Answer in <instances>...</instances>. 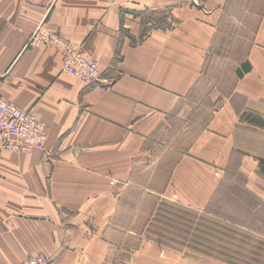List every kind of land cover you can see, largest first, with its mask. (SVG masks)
<instances>
[{
  "label": "crops",
  "instance_id": "obj_1",
  "mask_svg": "<svg viewBox=\"0 0 264 264\" xmlns=\"http://www.w3.org/2000/svg\"><path fill=\"white\" fill-rule=\"evenodd\" d=\"M228 2L0 0V91L48 128L42 149L14 152L0 144V264L38 252L49 264H107L110 226L152 153L150 137L187 108ZM40 26L97 61L102 81L66 72L54 46H25ZM243 63L250 68L239 76ZM216 100L206 128L173 166L163 197L205 207L236 154L243 170L254 161L264 175V125L242 124L238 114L264 120V14L233 86ZM144 244L131 249L127 264L163 262L165 251Z\"/></svg>",
  "mask_w": 264,
  "mask_h": 264
},
{
  "label": "rangeland",
  "instance_id": "obj_2",
  "mask_svg": "<svg viewBox=\"0 0 264 264\" xmlns=\"http://www.w3.org/2000/svg\"><path fill=\"white\" fill-rule=\"evenodd\" d=\"M263 14L264 0H229L209 63L185 99L187 108L173 113L170 124L150 137L152 153L110 226L114 251L107 264H127L131 249L147 240L165 251L160 264H264V175L255 171L254 161L243 170L236 154L205 207L160 194L179 157L219 106L217 95L233 86L235 68L247 57ZM238 114L240 123L249 120Z\"/></svg>",
  "mask_w": 264,
  "mask_h": 264
},
{
  "label": "built area",
  "instance_id": "obj_3",
  "mask_svg": "<svg viewBox=\"0 0 264 264\" xmlns=\"http://www.w3.org/2000/svg\"><path fill=\"white\" fill-rule=\"evenodd\" d=\"M46 43L60 50L63 69L87 83L102 81L97 61L88 57L81 47L65 39L62 35L40 26L34 30L27 47ZM48 128L32 109L19 106L0 91V144L14 152H32L45 147ZM50 258L38 253L16 264H48Z\"/></svg>",
  "mask_w": 264,
  "mask_h": 264
},
{
  "label": "trees",
  "instance_id": "obj_4",
  "mask_svg": "<svg viewBox=\"0 0 264 264\" xmlns=\"http://www.w3.org/2000/svg\"><path fill=\"white\" fill-rule=\"evenodd\" d=\"M249 68H250V64L243 63L241 68L239 67V73H238L239 76H242L244 71L249 70ZM244 116L247 119L249 118V120H253V121H256L259 124L264 125V120H263L262 117H258V116L254 115L252 113H247ZM260 167H261V170L264 172V159H262V158L260 159Z\"/></svg>",
  "mask_w": 264,
  "mask_h": 264
}]
</instances>
